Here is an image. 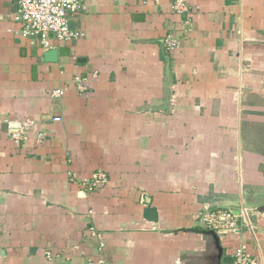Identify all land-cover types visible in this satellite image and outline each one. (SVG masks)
<instances>
[{
  "label": "crops",
  "instance_id": "1",
  "mask_svg": "<svg viewBox=\"0 0 264 264\" xmlns=\"http://www.w3.org/2000/svg\"><path fill=\"white\" fill-rule=\"evenodd\" d=\"M173 1L86 0L45 49L0 0V264H194L200 213L264 191V0ZM237 220L264 264V206Z\"/></svg>",
  "mask_w": 264,
  "mask_h": 264
},
{
  "label": "built area",
  "instance_id": "2",
  "mask_svg": "<svg viewBox=\"0 0 264 264\" xmlns=\"http://www.w3.org/2000/svg\"><path fill=\"white\" fill-rule=\"evenodd\" d=\"M86 0H17V10L15 19L23 22L21 34L27 37L36 38L45 49L51 47L50 35H54L58 40H70L81 37L83 33L72 29L69 25V16L85 7ZM171 8L175 12L186 11L188 6L186 0H174ZM164 44L168 49L178 46L179 41L172 34H167ZM73 81L78 90L86 89V80L74 75ZM64 89L58 88L51 92L53 96H61ZM53 120H59L54 117ZM31 119L25 120L21 125V132L33 125ZM108 182L106 173L102 169H97L90 178L83 179L81 185L89 190L95 191L105 186ZM245 208H241L239 215L234 214L229 208H212L202 211L199 221L207 229L214 230L219 236L233 233L240 234L238 217L246 216ZM92 234L96 235L95 231ZM234 264H256V260L247 253L245 246L240 244L233 253Z\"/></svg>",
  "mask_w": 264,
  "mask_h": 264
},
{
  "label": "water",
  "instance_id": "3",
  "mask_svg": "<svg viewBox=\"0 0 264 264\" xmlns=\"http://www.w3.org/2000/svg\"><path fill=\"white\" fill-rule=\"evenodd\" d=\"M56 53H57L56 49H50L46 52V55L48 58H50V60H55ZM244 195L245 196L240 203L220 205V206H216L215 208H229V209H231V211L234 214L239 215V213H240L239 210L241 208L248 209V208H256V207L264 206V191H262L260 193L255 192L251 195V197H247L248 196L247 193H245ZM188 230L197 231V232L201 233L202 235L206 236L210 241L213 242V245L216 247V249L218 251L220 264H232L230 261L232 258L231 255H229V254L223 255V247L221 246L219 235L214 230H212V229H194V228L188 229Z\"/></svg>",
  "mask_w": 264,
  "mask_h": 264
},
{
  "label": "flooded vegetation",
  "instance_id": "4",
  "mask_svg": "<svg viewBox=\"0 0 264 264\" xmlns=\"http://www.w3.org/2000/svg\"><path fill=\"white\" fill-rule=\"evenodd\" d=\"M226 254L223 251V255ZM231 263L234 264V259L233 255L231 256ZM194 264H220L219 263V256H218V251L216 247L213 245L210 250H203L202 253L198 254L196 257H194Z\"/></svg>",
  "mask_w": 264,
  "mask_h": 264
}]
</instances>
